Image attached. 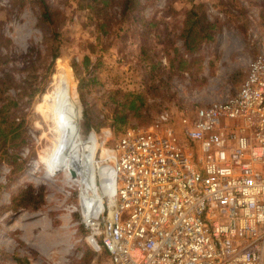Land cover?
<instances>
[{"label":"rangeland","instance_id":"rangeland-1","mask_svg":"<svg viewBox=\"0 0 264 264\" xmlns=\"http://www.w3.org/2000/svg\"><path fill=\"white\" fill-rule=\"evenodd\" d=\"M47 2L58 11L55 30L62 45L50 66L37 8L0 0V76L10 73L16 83L8 89L19 98L37 89L29 105L25 96L19 100L23 143L13 150L14 162L0 161V204L28 185L42 195L38 204L0 212V264H100L106 255L85 241L77 184L55 163L68 129L67 107L80 108L85 139L86 120L110 123L113 91L144 94L143 107L124 127L147 125L163 107L223 100L238 88L247 63L264 55V0H140L139 16L149 24L123 26L116 0L92 11L85 0ZM192 3L202 4L214 38L187 55L178 33ZM95 134L105 147L119 132L104 127ZM15 165L20 168L11 170Z\"/></svg>","mask_w":264,"mask_h":264},{"label":"built area","instance_id":"built-area-1","mask_svg":"<svg viewBox=\"0 0 264 264\" xmlns=\"http://www.w3.org/2000/svg\"><path fill=\"white\" fill-rule=\"evenodd\" d=\"M87 136L112 172L110 188L72 177L100 264H264V55L223 100L163 107L105 147Z\"/></svg>","mask_w":264,"mask_h":264},{"label":"trees","instance_id":"trees-1","mask_svg":"<svg viewBox=\"0 0 264 264\" xmlns=\"http://www.w3.org/2000/svg\"><path fill=\"white\" fill-rule=\"evenodd\" d=\"M7 1L10 5L21 6L28 3L37 8L35 20L39 29L42 30L43 42L46 44L44 48L49 57L48 64L50 66L53 60L59 56L62 48L59 33L55 30L58 11L47 0ZM110 1L85 0V5L86 8L92 11L97 6L105 7ZM116 3L118 5V23L121 26L135 22H139L141 25L149 24V22L143 20V17L139 16L140 0H116ZM202 7L201 3H192L184 13L178 33L184 54H192L201 43L212 41L214 38V25L207 20ZM99 28H102L101 24H99ZM86 61H88V58L84 57L83 67H85ZM183 63V57L178 55L177 68L182 69ZM73 65L72 63V68ZM15 83L10 73H4L0 76V161L3 160L9 164L14 162L13 150H16L23 143L21 126L24 122V113L17 115L21 112L19 100L22 99V96H25L24 103L29 105L34 93L37 91V89H31L19 98L13 92ZM111 94L116 99L109 97L110 101L115 103V110L112 113L110 123H105V121L92 123L86 120L87 130L98 131L101 128L108 127L113 133H120L126 128L124 125H126L128 118L136 116L145 103L144 94L140 91H113ZM64 96L68 97L70 94L66 92ZM19 168V165H15L11 170H18ZM41 197V193L35 192L29 185L18 188L9 197L7 204H0V212H15L26 205L38 204L41 202Z\"/></svg>","mask_w":264,"mask_h":264},{"label":"bare ground","instance_id":"bare-ground-1","mask_svg":"<svg viewBox=\"0 0 264 264\" xmlns=\"http://www.w3.org/2000/svg\"><path fill=\"white\" fill-rule=\"evenodd\" d=\"M67 111V123L68 129L66 131L65 142L62 147L59 149L55 163L61 167L63 170L68 172L70 176L75 175V179L79 180L77 177L82 174L83 178H88L87 171L89 170V183L88 185L93 186L92 175L99 176L102 178L106 188H110L112 184V172L109 167L95 166L93 161H89V150L92 149L95 144L93 137L90 136L86 139H80L79 133V115L80 108L74 105H70L66 109ZM86 148V152L82 149ZM81 163H83V168L81 170ZM98 169H101L99 171ZM72 173V175L70 174ZM71 177V178H72ZM74 180V179H73ZM102 183V182H101Z\"/></svg>","mask_w":264,"mask_h":264},{"label":"water","instance_id":"water-1","mask_svg":"<svg viewBox=\"0 0 264 264\" xmlns=\"http://www.w3.org/2000/svg\"><path fill=\"white\" fill-rule=\"evenodd\" d=\"M72 175V173H70Z\"/></svg>","mask_w":264,"mask_h":264}]
</instances>
